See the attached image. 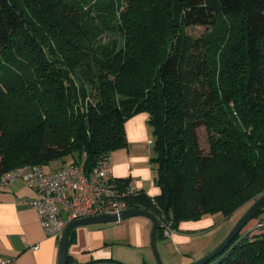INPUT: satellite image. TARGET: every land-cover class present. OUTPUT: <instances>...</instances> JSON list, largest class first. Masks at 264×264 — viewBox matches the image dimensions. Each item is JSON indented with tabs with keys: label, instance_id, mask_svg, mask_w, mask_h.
<instances>
[{
	"label": "trees",
	"instance_id": "obj_1",
	"mask_svg": "<svg viewBox=\"0 0 264 264\" xmlns=\"http://www.w3.org/2000/svg\"><path fill=\"white\" fill-rule=\"evenodd\" d=\"M140 113L161 194L126 201L157 217V241L165 223L228 219L263 196L264 0H0V179L55 163L90 173ZM206 264H264V230Z\"/></svg>",
	"mask_w": 264,
	"mask_h": 264
},
{
	"label": "crops",
	"instance_id": "obj_2",
	"mask_svg": "<svg viewBox=\"0 0 264 264\" xmlns=\"http://www.w3.org/2000/svg\"><path fill=\"white\" fill-rule=\"evenodd\" d=\"M148 122L146 113L127 121L128 146L110 155V168L114 179H129L137 191L154 198L161 194V189L155 182L156 172L151 163L154 137ZM60 167L55 163L50 170ZM34 197V189L21 179L0 186V264H59L60 242L46 235L36 210L31 206ZM216 227L213 215L181 222L171 237L157 241L163 263L191 264L206 256L229 234L227 232L220 239L205 238ZM152 229V221L145 217L81 226L75 230L68 254L74 264L102 259L125 264H156L151 246Z\"/></svg>",
	"mask_w": 264,
	"mask_h": 264
},
{
	"label": "built area",
	"instance_id": "obj_3",
	"mask_svg": "<svg viewBox=\"0 0 264 264\" xmlns=\"http://www.w3.org/2000/svg\"><path fill=\"white\" fill-rule=\"evenodd\" d=\"M16 179L34 189L31 206L36 210L46 235L58 242L71 222L103 214H119L129 209L126 197L138 192L132 181L125 190L118 186L111 175L110 158L100 160L90 173L83 165L57 170L27 165L4 174L0 186ZM163 227L165 237L175 233L170 223Z\"/></svg>",
	"mask_w": 264,
	"mask_h": 264
},
{
	"label": "water",
	"instance_id": "obj_4",
	"mask_svg": "<svg viewBox=\"0 0 264 264\" xmlns=\"http://www.w3.org/2000/svg\"><path fill=\"white\" fill-rule=\"evenodd\" d=\"M264 208V195L261 196L255 204L247 211V213L241 218L236 227L232 230L229 236L212 252L198 261L191 264H206L210 260L220 255L235 239V237L245 228V226L252 221L258 213ZM134 217H145L152 221L153 229L151 235V246L155 255L156 264H164L160 256L157 247V231L159 222L157 217L152 213L138 210V209H127L119 214H103L96 217H89L71 222L59 243V264H68V251H69V240L72 232L81 226H92V225H105L113 224L118 222H124Z\"/></svg>",
	"mask_w": 264,
	"mask_h": 264
},
{
	"label": "rangeland",
	"instance_id": "obj_5",
	"mask_svg": "<svg viewBox=\"0 0 264 264\" xmlns=\"http://www.w3.org/2000/svg\"><path fill=\"white\" fill-rule=\"evenodd\" d=\"M189 32L195 37H201L207 32V28L203 26H196V27L190 28ZM200 135H201V141H202L203 147L205 149L208 148V145L206 143V135L204 131H201ZM259 198L260 197H257L255 200L246 204L242 209H240L236 214H234L228 219H226L221 214L213 215L215 219V223L217 224V227L215 228L213 232L207 233V236L205 238H207L208 240L220 239L222 238V236H225L227 232H229L230 234L232 230L236 227L238 222L241 220V218L247 213V211L255 204V202ZM259 228H264V214L258 217L257 219H253L252 221H250L248 223V226L245 229H243V231L244 233L248 232L250 236L251 235L253 236V235L261 233V231L264 230V229H259ZM229 234L227 235V237L229 236Z\"/></svg>",
	"mask_w": 264,
	"mask_h": 264
}]
</instances>
